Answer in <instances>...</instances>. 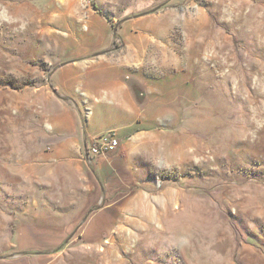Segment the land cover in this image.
Wrapping results in <instances>:
<instances>
[{"label":"rangeland","instance_id":"1","mask_svg":"<svg viewBox=\"0 0 264 264\" xmlns=\"http://www.w3.org/2000/svg\"><path fill=\"white\" fill-rule=\"evenodd\" d=\"M86 62L116 70L86 87ZM67 65L61 102L84 124L120 89L156 103L134 123L148 132L130 176L49 251L56 264H264V0H0V260L19 236L35 137L63 140L39 124L51 109L40 96Z\"/></svg>","mask_w":264,"mask_h":264},{"label":"crops","instance_id":"2","mask_svg":"<svg viewBox=\"0 0 264 264\" xmlns=\"http://www.w3.org/2000/svg\"><path fill=\"white\" fill-rule=\"evenodd\" d=\"M86 61L89 60L86 59ZM70 62H72L71 66L75 67L80 61L71 60ZM86 63V66L91 65V67H84L83 72L85 75H93L84 81L86 87L102 82H97L95 79L99 71L104 73V70L106 72L116 70L111 65L102 69L99 64ZM69 66L63 68V77L54 85L62 92L56 94L53 86H50L53 88L49 90L45 85V93L40 96L44 101L50 100L51 109L48 119L42 120L39 124L43 126L47 122L53 130L63 133V140L53 139V134L44 130L39 141L35 137L36 143L32 148V155L36 156L34 160L36 165L24 167L22 179L20 177L18 181V190H15L28 194L24 208L15 214V219L19 220L16 229L19 236L15 242L11 243L9 248H12L11 255L2 258L0 264H56L55 258L49 251L63 242L76 226V222L85 217L91 207L101 202L106 203L107 198H113L115 192L112 189L115 186L113 181L120 180L122 170L128 177L130 176L131 160L137 154L134 139L148 132L145 127L135 133L133 132L134 125L139 120V123L143 125L153 120L148 114L156 101L140 100L134 96L132 98L129 93L126 95V91L122 92L120 89L113 93L118 99L113 101L114 104L103 100L90 103L87 107L92 110L96 109V111L84 124L77 116V109L66 107L61 102L63 97H68V87L72 81L70 77L75 75H69L72 71ZM94 66L96 68H92ZM45 87L40 85L36 89L41 90ZM38 104H41V101ZM99 110H101L103 119L106 115L112 116L117 112L126 115L130 122L124 126L114 123H104L98 126ZM160 112L159 117L163 116V110ZM105 130L125 131L123 138L118 137L119 146L112 152L87 159L84 156L85 145ZM24 142L26 145L27 140ZM23 150L27 154L28 149L25 147ZM50 161L54 165L48 167L45 162ZM35 186L38 187V191H32L37 188ZM37 193H39V199H33ZM109 201L115 202L114 199H109ZM103 208L99 206L97 209L101 211ZM108 218L112 219L115 216ZM16 231L14 229L11 234ZM34 251H37V254L33 253Z\"/></svg>","mask_w":264,"mask_h":264},{"label":"built area","instance_id":"3","mask_svg":"<svg viewBox=\"0 0 264 264\" xmlns=\"http://www.w3.org/2000/svg\"><path fill=\"white\" fill-rule=\"evenodd\" d=\"M119 146V140L117 139L114 131H107L101 133L91 139L84 147V156L87 159H91L98 155L107 154L114 151Z\"/></svg>","mask_w":264,"mask_h":264},{"label":"trees","instance_id":"4","mask_svg":"<svg viewBox=\"0 0 264 264\" xmlns=\"http://www.w3.org/2000/svg\"><path fill=\"white\" fill-rule=\"evenodd\" d=\"M94 8L97 10L96 6H94ZM98 13H100V11L97 10ZM101 14V13H100Z\"/></svg>","mask_w":264,"mask_h":264}]
</instances>
